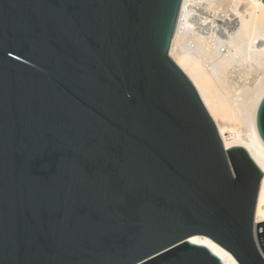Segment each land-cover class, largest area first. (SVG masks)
I'll list each match as a JSON object with an SVG mask.
<instances>
[{"label": "water", "instance_id": "water-1", "mask_svg": "<svg viewBox=\"0 0 264 264\" xmlns=\"http://www.w3.org/2000/svg\"><path fill=\"white\" fill-rule=\"evenodd\" d=\"M181 2L0 0V264H264L263 172L169 56Z\"/></svg>", "mask_w": 264, "mask_h": 264}, {"label": "bare ground", "instance_id": "bare-ground-1", "mask_svg": "<svg viewBox=\"0 0 264 264\" xmlns=\"http://www.w3.org/2000/svg\"><path fill=\"white\" fill-rule=\"evenodd\" d=\"M261 0H182L169 56L190 81L216 126L225 149L245 148L263 172L253 226L264 222V144L255 125L264 97V4ZM253 74L254 79L247 83ZM252 76V78H253ZM258 241V239H257ZM223 264H236L202 237Z\"/></svg>", "mask_w": 264, "mask_h": 264}, {"label": "rangeland", "instance_id": "rangeland-1", "mask_svg": "<svg viewBox=\"0 0 264 264\" xmlns=\"http://www.w3.org/2000/svg\"><path fill=\"white\" fill-rule=\"evenodd\" d=\"M252 76H253V74L249 77V80H248V82L247 83H249V82H251V80H253L254 79V76H253V78H252ZM251 79V80H250Z\"/></svg>", "mask_w": 264, "mask_h": 264}]
</instances>
